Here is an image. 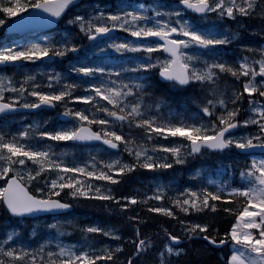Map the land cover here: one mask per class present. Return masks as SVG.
I'll return each mask as SVG.
<instances>
[{
    "label": "snow or ice",
    "instance_id": "1",
    "mask_svg": "<svg viewBox=\"0 0 264 264\" xmlns=\"http://www.w3.org/2000/svg\"><path fill=\"white\" fill-rule=\"evenodd\" d=\"M78 4L0 0V26L14 36L0 44V69L71 54L68 67L75 74L70 79L49 68L41 82V69L19 80L0 71V215L20 221L60 216L73 207L61 198L66 191L72 200L95 199L109 213L125 216L133 235L123 239L134 251L123 260V243L93 247L89 239L102 234L120 241L121 226L53 218L45 228L54 230V237L35 245L22 239L20 228H0V264H113L117 259L137 264L155 245L152 233L142 232L148 216L142 218L139 208L132 211L136 205L181 228L173 235L164 223L156 226L166 242L155 253V264H175L173 257L184 249L172 242L184 237L227 245L226 264H264V0H116L114 8L97 2L72 15ZM65 15L86 40L77 43L76 33L48 30ZM246 34L258 39L241 43ZM234 43L238 51L229 56L223 49ZM157 69L171 88L187 92L179 110L165 93L156 94ZM58 103L63 107L58 116L66 123L46 128L47 120L33 119L12 129L15 113ZM80 148L86 151L83 158L77 156ZM212 154L219 157L216 178L205 180V168L197 167L189 174L195 184L182 191H175L172 180L153 181L155 188L146 195L114 190L141 169L155 173ZM202 215L208 218L191 219ZM219 220L223 231L212 227ZM73 229L82 233L78 242L60 238ZM30 236L37 237L34 228Z\"/></svg>",
    "mask_w": 264,
    "mask_h": 264
},
{
    "label": "rangeland",
    "instance_id": "2",
    "mask_svg": "<svg viewBox=\"0 0 264 264\" xmlns=\"http://www.w3.org/2000/svg\"><path fill=\"white\" fill-rule=\"evenodd\" d=\"M113 2L115 4V6H116V0H114ZM149 2L150 1L144 2V3H149ZM90 6H92V5L89 4V3L81 4L80 6H78L75 9L76 10L75 14L87 11L88 7H90ZM75 14H72V15H75ZM67 20L68 19H65L62 22L63 28H68V27L72 26V25H68L66 23ZM234 26H236V23L234 24ZM72 27H75V26H72ZM75 29H77V28L75 27ZM59 32H61V31H59ZM117 33H118L119 36H128L129 35L128 33H125L122 30H117ZM38 69H41V70L45 71V75L42 76V77L37 72V79L38 80H39L40 77L42 79L47 77V71H46L47 69H45L43 67H40ZM34 72H36V71H34ZM244 95H245V97L247 96V94H244ZM69 103H71L73 106H81L83 104V102H80V104L76 105L74 103V101H71ZM58 105H59V103H58ZM20 117H23V119L20 120L19 119ZM15 119H16V122H13L12 125H11L13 130H16L18 128L19 123L28 124V123H31L33 119L37 120L40 123H43L45 120H48V123L51 122V121L58 120L57 117L54 114L53 115H48V114H44V113H41V114H38V115H27V114L26 115H19V116H15ZM66 144L67 143H63V144L60 143L61 146H64ZM56 149H58L57 152H59L61 150L60 147H54L53 148V150H56ZM85 155H86V151H85L84 148H80V149L77 150V156L78 157L83 158ZM124 157L127 159L128 158V154L124 153ZM69 158H71V157L69 156ZM206 159H210L211 161H217V160L212 159L208 155L204 156V157L200 156V157H198V160H195L194 163L189 167L191 169L190 172L194 171L195 168L202 167V166L205 168V173H206V171L210 172L209 167H207V164L205 163ZM186 164H188V161H187ZM186 164H184V165H186ZM188 166H189V164H188ZM215 169H216V166L213 167L212 172L209 175H211V176H215L216 175L217 176V174L215 172ZM169 172L170 171H168L167 173H163V172H161L159 170H156V172L153 173L152 170L141 169L138 172H134L132 174H128L127 175L128 180L131 181V182L128 181L129 182L128 186L137 185V187L135 188V190H131L129 193H125L123 195L136 194V193L145 194L146 195L147 192L152 191L155 188V184L153 183V181H155V180H162V181H165V182H167L169 180H172L173 181V185H174V189H175L176 192L182 191L183 187H185V186H193L195 184V182H193L192 179L190 178V175H189L190 172L189 173L183 172L181 174V176H180V179L178 178L177 175H173V178H170V174H172V173L169 174ZM121 184L122 183H120L118 185H121ZM105 187H107V185H105ZM116 187H115L114 190L117 192V190H116L117 188ZM173 194H174V192L173 193H169V195H173ZM80 200H81L80 203L82 204V203H86V201L89 200V199L81 198ZM150 203L155 205V204H159L160 202L152 200ZM137 208L141 209V205L133 206L132 211H135ZM69 217H73V220L75 222H77L78 224H81V225L89 224V223H99L101 225H108V226L116 227L114 225L115 223L113 221H111V222L106 221L105 222V221H102L98 217H95V216L81 215V210L80 209H77V210L73 211L72 212V216L51 217L50 219H47V220L41 219V220H35L33 222H29V221L25 222L24 220L20 221V220H17V219H10V220L4 221L1 218L0 219V227L5 225V226H8V227H13L14 226L16 228H20L21 230L22 229H25V230L28 229V234L29 235H30V231L34 228L36 233H37L36 239L39 236H42V238H47V237H50V236L54 237V235H55L54 230L52 231V233H49L48 230L45 228V225L48 224V223H51L53 218L59 219V220H62V221L66 222V221H68ZM120 231H121V235L124 234L126 236L131 237L132 235L130 236L129 233H130V231H133V229L131 227H128V226H122V228H120ZM75 232H76V234H79L80 236L82 234L79 231V229H75ZM65 235H66V233L63 234L60 238L62 240H64V236ZM89 239H92V240L95 241L94 244H93V247H99L101 244H110V245H113V246L116 244L115 240L112 237H105L102 234H91L89 236ZM128 242H129V246H131L132 243L130 242V240H128ZM165 242H166V239L162 241V244L159 246V248L161 246H163V244ZM33 243L34 242H30L29 244L34 245ZM68 243H70V242H68ZM126 247L127 246L124 244V248L122 249L121 253L119 254V257L122 258L123 260H126L125 257H126V253L128 252ZM182 247H183L182 249H184V252H185V250H186L185 248L186 247L185 246H182ZM159 248L155 251V253L159 251ZM220 252L221 253H219V257H221L222 260H224L226 262L227 255L229 254L228 247H226L225 250H221ZM155 253H154L153 257L150 260L142 261L143 264H154L155 263V260H154ZM173 258H176V257L174 256ZM113 264H120V259H117L116 261H114Z\"/></svg>",
    "mask_w": 264,
    "mask_h": 264
},
{
    "label": "trees",
    "instance_id": "3",
    "mask_svg": "<svg viewBox=\"0 0 264 264\" xmlns=\"http://www.w3.org/2000/svg\"><path fill=\"white\" fill-rule=\"evenodd\" d=\"M2 15V14H0ZM12 19V18H9ZM7 36H5L4 33V28L3 26H0V44H3L5 41H10L9 38H6ZM5 40H4V39ZM72 59L71 54L67 57V58H55V60L50 64L53 69H56L62 73H68L69 78L70 79H75V74H72L70 72V69L68 67L70 60ZM36 66L35 63L33 62H25L24 66L21 68H11V70H8L6 73L15 74V78L17 80H19V78L25 74H29V72H31L32 70H34L33 68ZM45 80L47 78H44ZM44 81V80H42ZM41 81V82H42ZM167 89L165 88H160V92H166ZM83 94V89H77L76 94ZM177 92L171 90H168V93L166 94V99H168L172 104H170L173 107H176L177 110L180 109L179 103L176 101L177 97L174 96L176 95ZM178 99L181 101L182 98L178 97ZM46 112V111H45ZM170 142V141H167ZM124 155V153H123ZM164 169L160 170L163 171ZM128 178V177H126ZM128 187V184L125 185H121L120 187L118 186V188L120 189L121 192H124L125 189ZM61 198L63 199H67L69 202H71L74 206L73 211L80 209L81 210V215H91V216H95L98 217L100 220L102 221H108V219L110 217H115L116 219L113 220V222L115 223V226H121L120 228H122V226H128L131 227L132 226L130 224H128L127 222H122L121 221V217L122 216H118V215H113L111 213H109L107 211V209L104 206V203L95 199H89L86 201V203H80V199L79 200H72L71 197H68L67 192L66 191H62L61 192ZM169 203V201L167 199L164 200V204L167 205ZM98 207H100L98 209ZM141 215L143 218V215H147L148 216V221L146 223V225L142 228V232H144L145 234H149L152 233V235L150 236V238L152 239V241L154 242V247L150 250V251H156L159 246L162 244V241L165 240V237H161L160 235L156 234L157 233V225H159L160 223H164L165 227H168L170 231H172L173 235H179L181 234V228L179 223L171 221L170 218L168 217H164L161 214H153V213H147V209L144 205H141ZM72 211V212H73ZM178 211V210H177ZM182 215V214H181ZM218 218L223 216V210L221 209L219 211V213L217 214ZM2 218V220H5V217L3 215H0V219ZM206 218H208L206 215H202V216H193L191 217V219L193 220H200L203 221ZM71 220V219H70ZM73 220V217H72ZM65 227H70L69 225H66ZM213 228H219L220 231L224 230V221L223 220H219L218 223H214L212 225ZM0 228H3L2 226ZM22 233V239L26 242V243H30V242H34L33 244H36V241L40 238H42V236H39L37 239L36 238H28V232L25 229L21 230ZM211 234V232L209 233ZM129 235H133V231H130ZM82 237L79 234H76L75 229H73L72 232H67L66 235L64 236V240L66 242H76L79 241ZM184 240V246L186 247L185 252L176 257L173 258L175 264H225L222 260H220L214 253H210L207 250H204L203 248L199 247L198 245H196V242L194 240L191 239V241H189V239L187 237L183 238ZM158 244V245H157ZM126 246H129V244H126ZM134 250V246L133 244L130 246V248H128L129 252H132ZM148 251L147 253H145L144 255L147 257V260H150L151 258L148 257L147 255L149 254ZM128 253H126V257L125 259H127ZM155 264V263H154Z\"/></svg>",
    "mask_w": 264,
    "mask_h": 264
},
{
    "label": "bare ground",
    "instance_id": "4",
    "mask_svg": "<svg viewBox=\"0 0 264 264\" xmlns=\"http://www.w3.org/2000/svg\"><path fill=\"white\" fill-rule=\"evenodd\" d=\"M154 88L156 89V94H161V93H163V92H160V88H165L164 86H162V85H159V84H154ZM166 89V88H165ZM165 94H167L168 93V89H167V91L166 92H164ZM79 94V93H78ZM74 103L77 105V104H80V102L79 101H74ZM170 104H172L171 102H170ZM58 105V104H57ZM59 110H63V108H62V106H60V108H59ZM41 113H44V114H48V115H53L54 113L53 112H50V111H44V112H41ZM41 113H39V114H41ZM26 115V114H25ZM27 115H34V114H30V113H27ZM38 115V114H37ZM47 122H48V120H47ZM63 123H66V122H62V121H60L59 119L58 120H56V121H51V122H49V123H47V125H46V127L47 128H55L56 126H58V125H60V124H63ZM63 143H65V142H62L61 144H63ZM60 144V143H59ZM128 180V178H126L125 180H124V182L121 184V185H125V184H128L129 182H131V181H129ZM121 185H118L119 187L121 186ZM118 186L116 187L117 189V194H119V195H123V194H125V193H129L131 190H135V188L137 187V185H135V186H128L126 189H125V191L124 192H121L120 191V189L118 188ZM152 204V203H151ZM73 208H74V206L70 209V210H68L67 212H72L73 211ZM100 207H98V209H99ZM136 211V210H135ZM135 211H133V213L135 212ZM114 219H116L115 217H110L109 219H108V222H111V221H113ZM121 221L122 222H127L126 221V218H125V216H122L121 217ZM125 237H129V236H126V235H124V234H122V240H120V241H116L115 240V242L116 243H123V244H129V242H128V240L127 239H123V238H125ZM182 246H184V243H183V245ZM124 248V247H123ZM134 251V250H133ZM154 253H155V251H150L149 252V254L147 255L148 257H150V258H152L153 257V255H154ZM144 260H147V257L145 256V255H142L139 259H138V261H137V264H143V262L142 261H144Z\"/></svg>",
    "mask_w": 264,
    "mask_h": 264
},
{
    "label": "water",
    "instance_id": "5",
    "mask_svg": "<svg viewBox=\"0 0 264 264\" xmlns=\"http://www.w3.org/2000/svg\"><path fill=\"white\" fill-rule=\"evenodd\" d=\"M80 1H81V0H79V2H80ZM57 23H58V22H57ZM57 23H56V24H57ZM56 24H53V25L48 26V30L51 29V28H53V27H55ZM51 59H52V58L50 57V58H48L47 60H43V61H44V62H50ZM160 79L163 80V78H161V77H160ZM163 81H164V80H163ZM44 108H49V107H48V106H45ZM38 110H40V109H38ZM34 111H37V110H22V111H20V112H34ZM20 112H17V113H20ZM68 210H70V209L63 210L62 213H63V212H66V211H68ZM43 215H47V214H43ZM43 215L29 216V217H26V218H33V217L43 216ZM178 243H179V242H174L173 244H178ZM212 246H215V245H212ZM215 247L219 248V247H222V246H215Z\"/></svg>",
    "mask_w": 264,
    "mask_h": 264
},
{
    "label": "flooded vegetation",
    "instance_id": "6",
    "mask_svg": "<svg viewBox=\"0 0 264 264\" xmlns=\"http://www.w3.org/2000/svg\"><path fill=\"white\" fill-rule=\"evenodd\" d=\"M228 48H229V47H227V49H226V50H229V49H230V48H229V49H228ZM189 91H190V90H189ZM128 248H130V246H127V247H126V249H127V250H128ZM127 253H128V255H130V254H131V252H129V251H128Z\"/></svg>",
    "mask_w": 264,
    "mask_h": 264
}]
</instances>
